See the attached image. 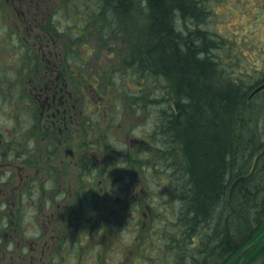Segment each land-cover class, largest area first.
Masks as SVG:
<instances>
[{
	"label": "flooded vegetation",
	"instance_id": "af4514ba",
	"mask_svg": "<svg viewBox=\"0 0 264 264\" xmlns=\"http://www.w3.org/2000/svg\"><path fill=\"white\" fill-rule=\"evenodd\" d=\"M42 1L0 0L5 44L26 49L30 73L27 69L22 78L33 84L21 96L20 111H12L10 92L0 94L2 101L11 99L12 107L0 121V264H143L149 252L143 234L152 242L150 220L157 218L152 203L154 198L159 202L158 187L143 183L144 176L155 175L160 167L158 105L154 109L159 89L145 94L123 88L136 103L125 106V99L122 104L105 102L97 82L90 89L86 83H70L78 71L84 72L76 65L82 60L73 56L74 46L72 53L63 50L56 15ZM63 6L61 1L55 11ZM124 69L129 83L144 85L151 76L150 85H158L154 70H143L136 59ZM113 141L115 147L109 144ZM165 165L170 169L174 163ZM129 184L134 192L141 188L130 199L122 192ZM113 189L124 199H110ZM256 216L263 229L264 216ZM114 234H132L133 243H106ZM260 251L264 257V243ZM174 253L162 264H174Z\"/></svg>",
	"mask_w": 264,
	"mask_h": 264
},
{
	"label": "trees",
	"instance_id": "16d2710c",
	"mask_svg": "<svg viewBox=\"0 0 264 264\" xmlns=\"http://www.w3.org/2000/svg\"><path fill=\"white\" fill-rule=\"evenodd\" d=\"M88 1L101 19L99 28L104 33L112 28L117 38L126 40L127 60L141 58V68L149 72L159 66L162 143L175 155L181 169L177 179L181 177L186 188L175 185L181 204L176 217L181 215L173 221L170 238L173 263L229 264L262 227L255 215L264 216V94L256 100L250 94L264 82V74L248 84L225 69L223 40L203 27L210 10L205 11L202 0ZM137 10L142 11L141 20ZM177 13L183 18L181 26L174 21ZM78 33L76 40H81ZM236 121L242 127L239 133ZM236 142L257 148L239 179L234 175L242 166ZM259 167L262 172L256 174ZM234 201L236 206L231 205ZM202 217L214 220L209 235L196 230Z\"/></svg>",
	"mask_w": 264,
	"mask_h": 264
},
{
	"label": "rangeland",
	"instance_id": "374dc122",
	"mask_svg": "<svg viewBox=\"0 0 264 264\" xmlns=\"http://www.w3.org/2000/svg\"><path fill=\"white\" fill-rule=\"evenodd\" d=\"M61 1L64 6L61 11L56 12L55 8ZM41 3L42 5H46L48 11H52L56 15L55 20L57 24H61L63 27V35L59 41L63 50L72 53L71 50L74 46L76 52L73 56L76 59L82 60V64L76 60V65L81 70H84V72L78 71L70 79V83H81L83 85L86 83L90 89L92 84L95 86L97 82L100 85L97 91L103 97L105 96V102L111 99L115 100L117 104H122L123 99H125L122 104L125 106H132L136 103L135 101H131L133 99H128L129 94L126 91L123 92V88L129 89L132 92L141 91V93L145 94H151V89H158L159 86L157 84L151 86L145 79L144 85L128 82L129 78L124 75V65L120 61L121 59H126V56L129 54L128 46L124 42L126 40L120 36L117 38V34L110 32L113 30L112 28L106 27L105 30H110L106 33H104L102 28H99L101 19L95 16L93 2H89L88 0H46V2L42 1ZM203 3L210 10V14L207 20H205L203 27L208 28L212 34H217L216 38L218 40H223L221 54L224 59L230 62L228 65H225V69L234 71V76L239 79L238 82L251 84L252 82L259 81L261 73L263 72L262 75L264 74V0H203ZM14 10L11 9L13 13ZM179 24L181 26L182 22ZM20 25L22 26V22H20ZM115 28L119 30L117 27ZM78 32L81 33V40H76L79 38ZM212 34L211 36L214 37ZM6 37L5 26L0 23V42L4 43V45L0 46V94L10 92L11 99H15L13 110L10 104L11 99L9 101L6 99V101H2L0 99V121H5V117L11 110H21V96L24 90L31 92L30 89L33 85H29L26 79L22 78L24 73H27V69L30 73L29 65L31 64L28 62L26 49L18 47L13 49V44L9 47L7 43L5 44L6 41L4 39ZM72 41H75V44H72ZM98 41H104L107 45L110 44V48L103 47V43L99 45ZM19 62L22 63L19 64ZM256 68L259 70L263 69V71L258 72ZM89 76L91 78H87ZM138 85L139 87H137ZM76 91L78 92L79 89H76ZM115 94H118L117 97ZM154 94L155 96L159 95L158 92ZM80 96L82 98V94ZM151 105L152 103L147 105V108L149 109L150 107V110L152 109ZM157 105V108L161 110L163 105H160L159 98H156L154 101V109ZM160 110L159 119L161 116ZM149 123H151V120H149ZM164 153L159 151L158 156L160 161L165 159ZM173 163L174 174L177 179V175L181 173V169L177 163ZM163 170L167 169L164 168ZM160 172L161 167L158 168L155 175L147 174V176H144L143 183L145 185L158 187L159 202L154 198L152 203V208H155L157 212V218H155L154 222L150 220L155 229L150 233L153 238L152 242L146 232L143 234L142 240L144 246L149 248V252L144 255V261L142 260L143 264H154V261L162 264L164 258L166 259L167 256L172 255V250L170 249V244L172 243L170 242L171 236L169 234L174 230L172 223V221L176 222L174 213L176 208L181 204L171 199V192L175 190V187L173 184H168L166 174L160 175ZM175 183L178 187H184L181 177H178ZM136 189L137 191L134 192L131 184H129L127 190H123L122 192L127 193L126 197L130 199L132 194H139L141 188L137 187ZM184 189L186 188L184 187ZM119 191V189H113L109 193L110 199L119 197V200H123L125 195H121ZM148 191L152 193L154 190ZM105 208L106 205L100 208V211H104ZM146 211L150 218L149 211ZM98 217V214H96V217L92 220L97 221ZM62 219L65 222L67 216L64 215ZM99 222L103 221L100 219ZM150 226L152 225L149 223L148 227ZM148 229L151 230V228ZM148 229L147 232H150ZM262 231H264V228L258 229L257 235L261 234ZM111 232L113 233L114 230L112 229ZM133 238L132 234H128L127 236L114 234L113 239L111 241L107 240L106 243L117 247L123 241L133 243ZM263 243L264 241L259 245L253 246L249 253L236 264H264V257H262L261 251L257 252ZM157 244H159V249ZM156 247L158 251H156ZM234 261L235 259L231 264H234Z\"/></svg>",
	"mask_w": 264,
	"mask_h": 264
},
{
	"label": "bare ground",
	"instance_id": "6f19581e",
	"mask_svg": "<svg viewBox=\"0 0 264 264\" xmlns=\"http://www.w3.org/2000/svg\"><path fill=\"white\" fill-rule=\"evenodd\" d=\"M203 1V0H202ZM203 5H204V3H203ZM204 9H205V11H207V7L204 5ZM138 14H139V17H140V19L139 20H141V15H142V11L141 10H137L136 11ZM124 16V12L123 11H121V14H120V16ZM125 17V16H124ZM174 21H175V23L177 24H179V23H181V22H183V18H182V16H180L178 13L177 14H175V17H174ZM191 24H192V22L190 21L189 22V28H191L192 26H191ZM156 30L158 29V28H155ZM138 58V59H137ZM136 60H138V63H140L141 65H144L143 64V62H142V59L141 58H139V57H136ZM139 60H140V62H139ZM157 62H158V60H157ZM222 63L223 64H225V65H228L230 62H229V60L227 61L226 59H224V61H222ZM146 65V64H145ZM147 66V65H146ZM231 73V72H230ZM156 74V75H155ZM159 74V66L158 65H155L154 66V75H155V81L158 83V81H159V79H160V76L158 75ZM230 78V77H229ZM231 79V78H230ZM158 86H159V83H158ZM158 89H159V87H158ZM160 90V89H159ZM250 99V98H249ZM239 106V105H238ZM240 109H241V106H240ZM146 114L147 115H149V116H151L152 114L149 112V111H147L146 110ZM236 128V129H235ZM234 129L236 130V133H239V132H241V130H242V127H240L239 126V123L236 121L235 123H234ZM169 130V137L170 138H174V133H173V131L171 132V130L170 129H168ZM173 133V134H172ZM252 145L251 146H249V144L248 143H245V142H242V144H241V146H238V144H237V142H236V145L238 146V148L240 149V151L239 150H237V152L238 153H236V156H238L237 157V161H238V163L239 164H241L242 166H238V168L235 170V176H236V178L235 179H239L240 177H244V173L247 171V169H248V167H246V166H248L249 165V159H251V155H252V152H254L257 148H256V146L254 145V143H251ZM237 149V148H236ZM264 165V163L263 164H261L260 166H263ZM166 169V165H163V166H161V171H164L163 169ZM261 172H262V167H259L257 170H256V174H261ZM185 187V186H184ZM186 192H187V190H186ZM187 194V193H186ZM235 204V206H236V201H234L231 205L233 206ZM186 213H187V215H189V213H188V210L186 211ZM190 217H191V215H189ZM214 222V220H213V218L212 219H210V217H202V223H201V225L200 226H198L197 228H196V230H198L199 231V233H200V230H201V232H203V233H206V235H209V230H210V223H213ZM186 230L187 231H190L191 230V227H190V225H188V226H186ZM192 233V232H191ZM191 233L189 234V235H191Z\"/></svg>",
	"mask_w": 264,
	"mask_h": 264
},
{
	"label": "water",
	"instance_id": "95a60500",
	"mask_svg": "<svg viewBox=\"0 0 264 264\" xmlns=\"http://www.w3.org/2000/svg\"><path fill=\"white\" fill-rule=\"evenodd\" d=\"M261 87H264V85L261 86ZM261 87H260V88H261ZM263 239H264V234L260 237V239L258 240V242H260V241L263 240ZM247 251H248V250H245V251H244V254L247 253Z\"/></svg>",
	"mask_w": 264,
	"mask_h": 264
},
{
	"label": "clouds",
	"instance_id": "9594fccd",
	"mask_svg": "<svg viewBox=\"0 0 264 264\" xmlns=\"http://www.w3.org/2000/svg\"><path fill=\"white\" fill-rule=\"evenodd\" d=\"M109 144H111L113 147H115V141H113V142H111Z\"/></svg>",
	"mask_w": 264,
	"mask_h": 264
}]
</instances>
